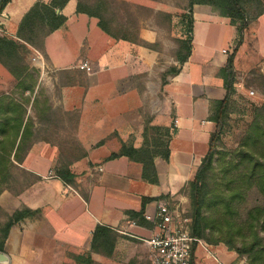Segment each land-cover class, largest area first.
<instances>
[{"label": "crops", "instance_id": "0c3cea01", "mask_svg": "<svg viewBox=\"0 0 264 264\" xmlns=\"http://www.w3.org/2000/svg\"><path fill=\"white\" fill-rule=\"evenodd\" d=\"M37 1L51 0H8L3 33L16 38L21 18ZM138 3L168 13L170 22L172 3ZM76 4L77 0H67L60 10L56 9L65 21L43 37L42 51L33 49L41 55L45 67L37 69L32 93L17 89L16 96L10 94L9 90L15 88L14 79L0 65L1 103H32L34 98L35 103H52V109L59 107L62 112L73 113L72 138L82 155L69 164L75 185L56 175L59 149L48 140L32 138L22 162L14 161L17 169L10 171L13 183L1 190L0 208L12 214L26 207L34 215L10 227L0 251L7 261L0 264H73V254L90 251L96 224L113 228L119 236L111 256L90 252L94 264H151L147 245L136 237H149L153 227L148 221L140 224L137 218H130L128 211L139 210L142 197L151 198L144 211H152L158 201L178 205L185 200L178 191L193 176L213 129L207 118L209 101L225 93L216 71L223 66L227 53L215 44L218 32L223 31L225 47L230 51L235 27L210 6L193 4L190 56L179 72L167 76L162 84L163 71L176 64L172 57L165 68H158L157 48L109 36L95 17L77 12ZM263 16L251 21L256 24ZM150 24L140 25L138 36L148 43L159 42L160 31ZM246 41L245 31L234 57L236 72L238 53ZM259 54L264 57V52ZM83 62L89 70L81 66ZM260 71L264 74V66ZM146 117L151 118L152 125L175 127L168 159L159 155L153 158L158 180L155 184L142 179L140 162L124 155L107 159L121 142H131L134 147L142 144ZM193 260L194 264H240L235 251L221 243L204 241L196 245Z\"/></svg>", "mask_w": 264, "mask_h": 264}, {"label": "trees", "instance_id": "16d2710c", "mask_svg": "<svg viewBox=\"0 0 264 264\" xmlns=\"http://www.w3.org/2000/svg\"><path fill=\"white\" fill-rule=\"evenodd\" d=\"M116 1V0H114ZM8 0L1 3L3 7ZM67 0H51L49 3L35 2L21 18L16 38L9 37L0 31V65L13 77L16 90H29L32 93L37 70L32 69L25 61L26 54L32 49L42 51L43 37L58 28L65 16L56 9L62 8ZM108 0H97L89 3L77 0L76 11L93 16L98 26L109 36L153 48L155 43H148L138 36L137 19L126 8L129 16L126 22L116 21L115 14L104 5ZM205 4L219 16L229 19L235 27V39L230 51L226 54L225 62L216 74L221 78L224 96L209 101L208 120L213 129L209 134L208 147L202 156L193 176L179 189L178 194L188 200L186 216L189 218V232L191 235L208 244H223L227 249L237 253L238 258L244 259V264H264V74H260L263 100L251 104V117L240 129L239 139L235 146L220 147L224 128L230 113V106L235 94L234 57L243 42L246 29L253 16L264 13L261 0H186L185 12L180 14V21L184 26V37L176 40L173 59L176 64L169 66L161 75V83L166 82L167 76H173L180 70L191 53L192 48V6ZM107 10V11H106ZM253 11V16H250ZM106 12L110 13L106 15ZM162 18L170 19L168 13H161ZM0 98V192L4 182L10 177L14 161L21 163L31 139L35 137L34 120L48 126L54 123L53 109L44 103H35L33 117L27 114L28 103H1ZM44 115V116H43ZM45 116L48 119H45ZM150 117H146L142 129V144L134 147L131 142H121L116 152H111L107 159L127 156L142 165L141 177L143 180L155 184L157 175L153 163L155 155L167 160L169 157V141L175 132L174 125L160 127L150 124ZM163 131L165 139L149 140V134ZM82 156V155H81ZM70 161L60 162L55 168L56 175L65 183L75 185L74 175L69 169ZM256 187L263 197V202L239 210V204L246 193ZM160 196L159 198H166ZM150 197H142L140 208L137 211H128L130 218H137L140 224L145 223L143 218L145 203ZM1 223L0 251L3 250L4 240L10 227L25 217L34 215V211L22 207L12 214H7L0 208ZM118 232L111 227L96 224L91 233L90 251L73 254V264H94L90 252L111 256L116 243ZM191 248L190 263L194 264V250Z\"/></svg>", "mask_w": 264, "mask_h": 264}, {"label": "rangeland", "instance_id": "374dc122", "mask_svg": "<svg viewBox=\"0 0 264 264\" xmlns=\"http://www.w3.org/2000/svg\"><path fill=\"white\" fill-rule=\"evenodd\" d=\"M84 1L93 3L97 0ZM108 1L109 2L106 4V6L104 5V7L109 8L111 14H115L117 22H126L125 20L130 17L128 12H126L127 8L130 12H132L131 16H133L134 19H137L138 28L140 27V25L150 26V23L158 27L160 31V40L159 42H156L154 46V48H157V50H159L157 67L165 68L164 66L167 65L166 61L168 62L171 60V57L173 58V52L176 48V40L179 37H184L185 35L184 26L179 21L180 14L185 10L186 0H165L168 1V3H172L171 6L174 7L171 12L172 17L170 22L165 17L162 18V15L159 14V11L155 12L151 8L139 4L138 2L140 0H136V3H129L127 0ZM261 1L263 3L264 9V0ZM249 13V17H252L253 11H250ZM108 14L110 13L106 12V15ZM253 18H255V16H253ZM246 32V45L239 51L237 60L238 62L236 64L238 66V71H235L236 91L231 101L227 125L224 128V133L221 138L220 147L223 148H230L237 144L240 129H242L244 123L251 117V104H258L263 100V96L260 93V90L262 88V81L260 79L259 73H263L260 71V68L264 66V57H262V55L259 53L264 52V16L259 21H257L256 24L251 21L248 25V28L246 29ZM222 34L223 31L218 32V39L215 46L219 50L220 48L224 47V50L226 51V53H228L229 50L226 49L227 47H225L227 46V43L223 41ZM31 51L34 50L32 49ZM30 54L31 52L26 54L25 59L28 65L32 63ZM44 64L45 62L43 61V65L39 67L32 63L31 67L35 70L43 69L45 67ZM153 86L156 88V82L153 84ZM250 90L253 91V94L249 93ZM1 91L3 90H0V92ZM16 92L17 90L15 88L9 90V93L13 94L14 96H16ZM53 102L57 103L56 99H53ZM44 105L48 107V105L51 106L52 103H44ZM26 107L27 114L32 115L33 117V107L31 106V103H28ZM52 112L53 114L49 116V118H52V120H54V123H50L48 126L44 125L43 123L37 122L34 117L33 120L35 125V138L48 140L51 144H55L59 149V153L55 161L56 168L60 162L70 161L71 163L72 160L80 158L81 151L78 147V142H76L75 139L72 138V128L74 127L71 123V120L74 117V114L71 112L70 114L62 112L59 107L53 108ZM45 119H48V117L45 116ZM153 133L155 134H149V140L152 138H155L156 141H159V138L160 141L165 139L162 130ZM16 167L17 166H13L11 168V171L16 170ZM23 181H25L24 178ZM12 183L13 178L10 176L4 182V185L10 186ZM184 199L185 200L182 203L179 202V204L176 205V208L178 211H180L182 217L187 218V224L189 226V218L186 216L188 200L186 197H184ZM262 202V195L259 193L256 187H254L246 193L244 199L239 204V210L241 212H244L247 208H250L253 205L260 204ZM3 222L4 218L0 215V228L1 223ZM1 234L2 231L0 229V236ZM238 260L240 261V264H244L245 262L244 259L238 258Z\"/></svg>", "mask_w": 264, "mask_h": 264}, {"label": "built area", "instance_id": "2783aa9c", "mask_svg": "<svg viewBox=\"0 0 264 264\" xmlns=\"http://www.w3.org/2000/svg\"><path fill=\"white\" fill-rule=\"evenodd\" d=\"M3 1L0 0V6ZM5 5L0 8V31H3L1 26L6 18ZM222 51L225 52L224 49ZM31 60L36 66L40 67L43 65L42 58L36 50H34ZM81 66L86 70L90 68L86 62H83ZM249 93L253 94V91L250 90ZM143 218L151 223L153 227L152 233L147 238L141 236L136 238H139L147 245L151 264L190 263L192 245L194 243L197 245L203 240L190 234L187 218L181 216L176 205H171L167 201H158L152 211L143 212ZM131 223L135 224L133 220ZM120 232L128 233L124 230H120Z\"/></svg>", "mask_w": 264, "mask_h": 264}, {"label": "water", "instance_id": "95a60500", "mask_svg": "<svg viewBox=\"0 0 264 264\" xmlns=\"http://www.w3.org/2000/svg\"><path fill=\"white\" fill-rule=\"evenodd\" d=\"M7 261V257L3 252H0V262H5Z\"/></svg>", "mask_w": 264, "mask_h": 264}]
</instances>
